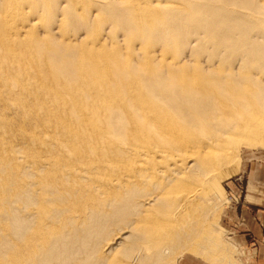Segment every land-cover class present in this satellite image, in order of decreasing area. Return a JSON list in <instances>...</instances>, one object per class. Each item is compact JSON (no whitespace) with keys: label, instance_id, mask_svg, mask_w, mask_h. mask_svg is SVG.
<instances>
[{"label":"bare ground","instance_id":"6f19581e","mask_svg":"<svg viewBox=\"0 0 264 264\" xmlns=\"http://www.w3.org/2000/svg\"><path fill=\"white\" fill-rule=\"evenodd\" d=\"M0 127L53 150L5 177L0 264H175L264 148V0H0Z\"/></svg>","mask_w":264,"mask_h":264},{"label":"rangeland","instance_id":"374dc122","mask_svg":"<svg viewBox=\"0 0 264 264\" xmlns=\"http://www.w3.org/2000/svg\"><path fill=\"white\" fill-rule=\"evenodd\" d=\"M11 117L12 116H8L9 119ZM34 132L40 135L43 134L41 131H36L35 129L30 131V133ZM5 135L6 134H4L0 129V138H5L8 143L16 147L15 152H12L15 154L13 157L16 159L11 158L9 155L10 153L5 156L3 151L6 148L4 146L0 147V159H3L0 160V201L12 193V190H7L11 189V186H9L5 179L6 175L8 176L11 171L10 168L12 170H19V173L17 171L16 172L20 175L25 171L29 172V174H31V172L36 173V170L34 171V167L32 165L21 163L22 159L19 157L29 155L34 152L43 153L46 149L49 150L47 153L53 151L47 147H41L39 144L30 146L28 141L19 140V138L16 140L14 134ZM45 155L47 157L50 156V154ZM247 159L253 160V164L264 163V148L258 147L251 149L241 146L235 163V167L237 168L235 173L228 177H224V179L211 177L206 180L207 184L210 186L207 190L210 192V195L215 201L210 206L212 208L209 215L211 217H209V219H204L203 217V219L199 217L196 218V224H200L202 234L205 233V236L204 238L200 236V239H194L191 242H188L186 239V241L179 243V246H177L178 249L174 253L175 264H245L248 256L244 253V251L231 243L227 233H225L224 214L227 211V208H230L234 204L241 203L240 200L244 192L243 185L245 180L241 176V170L239 171L238 168L239 164L240 166H245L243 163H245ZM43 168H39V171L44 175L49 176V173H47L48 171L46 170L48 168ZM229 182H232L231 191L227 190V194L224 193L225 198H223L222 186L225 188V185ZM34 187H36V189L38 188L37 185ZM195 207H189V211L193 210ZM186 211H188V207L186 208ZM210 227H212L214 231V236L211 239H209L206 235L208 234L207 230ZM122 236L123 234H121V232H119V234L118 232H115L113 237L117 238ZM110 244L111 243L109 242V245ZM111 247L115 248V246Z\"/></svg>","mask_w":264,"mask_h":264},{"label":"crops","instance_id":"0c3cea01","mask_svg":"<svg viewBox=\"0 0 264 264\" xmlns=\"http://www.w3.org/2000/svg\"><path fill=\"white\" fill-rule=\"evenodd\" d=\"M252 161L247 159L245 166L239 164L244 192L241 203L227 208L224 230L231 243L248 256L245 264H264V163ZM225 186L223 198L227 190L231 191L232 182Z\"/></svg>","mask_w":264,"mask_h":264}]
</instances>
